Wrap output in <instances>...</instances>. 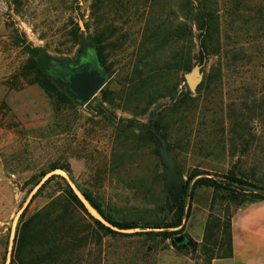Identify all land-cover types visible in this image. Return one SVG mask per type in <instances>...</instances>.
<instances>
[{
  "label": "rangeland",
  "instance_id": "rangeland-1",
  "mask_svg": "<svg viewBox=\"0 0 264 264\" xmlns=\"http://www.w3.org/2000/svg\"><path fill=\"white\" fill-rule=\"evenodd\" d=\"M206 1L218 18L220 50L190 71L199 41L180 25L189 21V4ZM94 38L105 47L109 78L86 105L60 104L26 74L27 48L66 62L82 43L94 46ZM199 74L192 90L188 77ZM155 124L158 142L147 134ZM160 136L185 182L195 173L235 172L264 187V0H0V264L12 235L13 252L22 213H38L64 190L55 179L32 201L40 186L29 180L54 165L71 175L56 170L42 184L65 178L92 216L115 232L72 246L74 264H209L200 251L209 218L241 208L222 202L224 192L213 201L212 189L195 191L183 235L202 241L181 248L160 236L129 235L140 229L112 227L78 188L122 223L173 203ZM41 250L38 239L28 264H43Z\"/></svg>",
  "mask_w": 264,
  "mask_h": 264
},
{
  "label": "trees",
  "instance_id": "trees-1",
  "mask_svg": "<svg viewBox=\"0 0 264 264\" xmlns=\"http://www.w3.org/2000/svg\"><path fill=\"white\" fill-rule=\"evenodd\" d=\"M189 8V21L180 26L183 27L184 35H188L193 41L196 39L199 41V51L194 56L196 62L193 63L194 60L192 59L194 58H191L192 63L190 61L191 67H189V70L191 71L195 63L203 65L210 57L217 55L220 50V43L217 38L219 31L218 18L216 12L211 9L208 2L201 3L199 6L189 4ZM85 26L87 30H90L89 22H85ZM182 27L177 29V31L182 30ZM196 31L198 34L195 33ZM75 38L78 42L80 41L77 34ZM94 42L97 57L103 64L105 63V47L102 45V40L98 38H94ZM84 44L82 43V47ZM27 50L31 58L25 68L26 74H35L39 85L46 92L54 95L60 104L69 105L71 103H78L72 100L52 80L49 63L53 58L41 54L39 49L27 48ZM154 127L155 131H149L147 134L151 140L158 142L156 133L161 132V129L158 124H155ZM60 169L62 168L54 165L48 172H42L39 176L32 177L29 180L28 183L33 188L40 186L36 194L32 197V201L43 194L49 184L55 179H61L65 186L64 190H61V194L57 195L56 192L50 198L49 204L38 213L26 217L28 208L22 213L16 231L10 264H28L29 253L34 246V242L38 239H40L42 249L40 251V258L43 264H74L76 254L72 246L76 247L78 243H86L93 235L98 236L99 231H104L106 235L115 233L110 227L104 225L100 220L92 216L86 204L65 178L51 176L42 184L43 179L49 173ZM62 170H65L71 175L68 169L63 168ZM78 188L89 205L112 227L121 231L140 229V232L129 235L147 237L160 236L162 240H172V242L177 237L183 235L185 231V220L188 219L191 208L189 201L194 198L195 191L199 188L212 189L214 191L213 201L216 200L220 192H224L225 194L219 195L222 202L229 201L230 203H235L239 208L246 204L264 201V187L253 186L242 177H239L235 172H230L222 177H210L209 175L195 173L186 182L183 197L180 201L176 203L168 201L164 206L158 208V212L160 213L154 212L149 218L125 221L122 223L116 220L114 216L105 212L92 194L79 186ZM252 188L257 189V191L252 192L251 190H247ZM246 191L249 194H244ZM242 195H245L244 199L241 198ZM87 218L95 223L97 226L96 229L88 222ZM233 218L234 215L229 214V211H227V216L224 218H209L206 225L205 239L200 250L209 264H212L215 259L233 257ZM186 237L189 238L188 236ZM175 246L179 247L178 244ZM194 246H198V243H194Z\"/></svg>",
  "mask_w": 264,
  "mask_h": 264
},
{
  "label": "water",
  "instance_id": "water-1",
  "mask_svg": "<svg viewBox=\"0 0 264 264\" xmlns=\"http://www.w3.org/2000/svg\"><path fill=\"white\" fill-rule=\"evenodd\" d=\"M64 62L65 61H63L61 65H64ZM108 76L109 73L107 71L98 72L96 70H93L89 72L85 70L81 74L72 76L69 82H63L59 78H57L56 81L61 88L65 89L71 95L73 100L82 105H86L89 101H91V99H93V97L97 95V93H99L103 89V87L107 83ZM202 79V74H199L197 78H195L193 75L189 76L188 82L190 88L192 90H196ZM159 138L163 144V147L161 149L162 156L165 164L168 167L167 185L170 191L173 193L171 195V201L173 203H176L182 197L186 182L184 177L178 171L175 158L172 153L169 152L165 139L162 136H160ZM186 238L187 237L185 235L177 237L175 241H173V245L183 242L184 240H186Z\"/></svg>",
  "mask_w": 264,
  "mask_h": 264
},
{
  "label": "crops",
  "instance_id": "crops-1",
  "mask_svg": "<svg viewBox=\"0 0 264 264\" xmlns=\"http://www.w3.org/2000/svg\"><path fill=\"white\" fill-rule=\"evenodd\" d=\"M232 236L233 257L215 259L212 264H264V201L246 204L237 211Z\"/></svg>",
  "mask_w": 264,
  "mask_h": 264
},
{
  "label": "flooded vegetation",
  "instance_id": "flooded-vegetation-1",
  "mask_svg": "<svg viewBox=\"0 0 264 264\" xmlns=\"http://www.w3.org/2000/svg\"><path fill=\"white\" fill-rule=\"evenodd\" d=\"M61 63H63L62 60H52L49 63V67L51 68L52 73L51 78L55 81L56 84L57 78L61 79L63 82H69L72 76L81 74L85 70L89 72L93 70H96L98 72L107 71L106 67L100 62L99 58L97 57L95 46H92L89 43L84 44L82 50L73 59L64 62V65H61ZM59 88L71 97V95L65 89L61 88L60 86ZM190 241L191 240L189 238H186V240H184L183 242L178 243V246L181 248H192L194 247V243Z\"/></svg>",
  "mask_w": 264,
  "mask_h": 264
},
{
  "label": "built area",
  "instance_id": "built-area-1",
  "mask_svg": "<svg viewBox=\"0 0 264 264\" xmlns=\"http://www.w3.org/2000/svg\"><path fill=\"white\" fill-rule=\"evenodd\" d=\"M12 241H13V235H12V238H11V250H10V252H9V254H8V257H7V260H6V264H10V256H12Z\"/></svg>",
  "mask_w": 264,
  "mask_h": 264
}]
</instances>
